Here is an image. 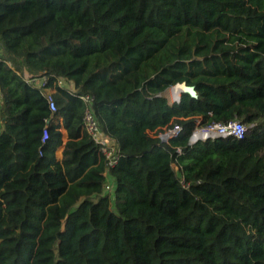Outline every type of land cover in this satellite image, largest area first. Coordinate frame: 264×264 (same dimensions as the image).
Returning a JSON list of instances; mask_svg holds the SVG:
<instances>
[{
  "label": "trees",
  "instance_id": "obj_1",
  "mask_svg": "<svg viewBox=\"0 0 264 264\" xmlns=\"http://www.w3.org/2000/svg\"><path fill=\"white\" fill-rule=\"evenodd\" d=\"M0 57V264H264V0H0ZM195 117L249 128L188 146Z\"/></svg>",
  "mask_w": 264,
  "mask_h": 264
},
{
  "label": "built area",
  "instance_id": "obj_2",
  "mask_svg": "<svg viewBox=\"0 0 264 264\" xmlns=\"http://www.w3.org/2000/svg\"><path fill=\"white\" fill-rule=\"evenodd\" d=\"M1 62V57H0ZM25 80L27 82H33L35 80H39V85L41 87H45L48 85L49 77L46 75H43L39 78H31L32 75L29 73H25ZM54 85H57L58 87H66V83L63 81V79L56 78L53 81ZM180 86V83H175L168 90L167 96L165 97L167 101L171 103H179L180 102V95L182 93V90H179L177 93L173 91V89ZM80 98L85 104V109L83 113V128L84 131L90 136V138L93 140V142L99 147L100 152L105 156L107 164L109 167H114L119 159V154L115 149V145L113 144L110 136L108 135L107 129L102 126L98 118L95 116L92 103L94 100V97L91 95H80ZM47 102L49 105V108L51 110H55V101L53 97L48 93L47 96ZM169 124V123H168ZM239 127L243 129V132L239 135L236 133L235 129ZM249 126L242 123L238 119H232L228 122H211L207 124L201 123L200 117H195V123L193 126L192 131L190 132L188 139H187V145L192 146L196 144L199 141H207V140H215L218 138H228L233 137L236 139L242 138L246 132L248 131ZM183 130V126L179 123H173L169 126L165 125L161 127V129H155V130H148V133L158 138L161 142H164L168 144L171 139L176 138L180 135V133ZM177 154H181V148L175 147ZM171 167L174 169H177V164L175 161L171 163ZM104 175L107 176V171L104 172ZM181 183L184 187H188V183H184V181L181 179ZM112 184L107 181L104 185V191L112 192Z\"/></svg>",
  "mask_w": 264,
  "mask_h": 264
},
{
  "label": "water",
  "instance_id": "obj_3",
  "mask_svg": "<svg viewBox=\"0 0 264 264\" xmlns=\"http://www.w3.org/2000/svg\"><path fill=\"white\" fill-rule=\"evenodd\" d=\"M180 85H182L184 88L182 89V92H188L194 98L198 96L197 91L194 86H188L185 83H180Z\"/></svg>",
  "mask_w": 264,
  "mask_h": 264
},
{
  "label": "rangeland",
  "instance_id": "obj_4",
  "mask_svg": "<svg viewBox=\"0 0 264 264\" xmlns=\"http://www.w3.org/2000/svg\"><path fill=\"white\" fill-rule=\"evenodd\" d=\"M33 82H34V83H37V84L39 85V80H35V81H33ZM169 89H170V88L166 89V90L162 93L164 97L167 96V93H168V90H169ZM46 91H47V93H50V92H51L50 89H46ZM55 155H56V157H57L58 159H60V157H61V148H58V149H57ZM111 193H112V192H111ZM112 197H113V196H112Z\"/></svg>",
  "mask_w": 264,
  "mask_h": 264
},
{
  "label": "bare ground",
  "instance_id": "obj_5",
  "mask_svg": "<svg viewBox=\"0 0 264 264\" xmlns=\"http://www.w3.org/2000/svg\"><path fill=\"white\" fill-rule=\"evenodd\" d=\"M184 89L182 85L178 86L177 88L173 89L175 93H177L179 90Z\"/></svg>",
  "mask_w": 264,
  "mask_h": 264
},
{
  "label": "clouds",
  "instance_id": "obj_6",
  "mask_svg": "<svg viewBox=\"0 0 264 264\" xmlns=\"http://www.w3.org/2000/svg\"><path fill=\"white\" fill-rule=\"evenodd\" d=\"M235 131H236V133L239 135L240 133H242V132H243V129H242V128H239V127H237V128L235 129Z\"/></svg>",
  "mask_w": 264,
  "mask_h": 264
},
{
  "label": "crops",
  "instance_id": "obj_7",
  "mask_svg": "<svg viewBox=\"0 0 264 264\" xmlns=\"http://www.w3.org/2000/svg\"><path fill=\"white\" fill-rule=\"evenodd\" d=\"M62 130V133L64 134V130L63 129H61ZM65 139V137H63V140Z\"/></svg>",
  "mask_w": 264,
  "mask_h": 264
}]
</instances>
